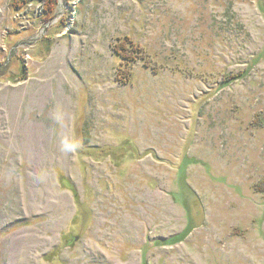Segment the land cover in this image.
<instances>
[{
    "label": "rangeland",
    "instance_id": "obj_1",
    "mask_svg": "<svg viewBox=\"0 0 264 264\" xmlns=\"http://www.w3.org/2000/svg\"><path fill=\"white\" fill-rule=\"evenodd\" d=\"M0 264H264V0H0Z\"/></svg>",
    "mask_w": 264,
    "mask_h": 264
},
{
    "label": "water",
    "instance_id": "obj_2",
    "mask_svg": "<svg viewBox=\"0 0 264 264\" xmlns=\"http://www.w3.org/2000/svg\"><path fill=\"white\" fill-rule=\"evenodd\" d=\"M39 1H41V0H39ZM43 1V0H42Z\"/></svg>",
    "mask_w": 264,
    "mask_h": 264
}]
</instances>
